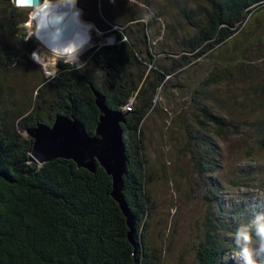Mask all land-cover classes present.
<instances>
[{
  "label": "trees",
  "instance_id": "16d2710c",
  "mask_svg": "<svg viewBox=\"0 0 264 264\" xmlns=\"http://www.w3.org/2000/svg\"><path fill=\"white\" fill-rule=\"evenodd\" d=\"M5 1L7 20L0 23V264H159L148 236L153 205L147 187L152 180L142 126L155 109L159 90L168 87V77L189 64L184 55L183 62L165 71L152 55L149 29L164 16L163 10L140 9L142 15H137L134 9L99 10L97 0H78L82 18L104 33V38L110 26L121 28L122 33L113 30V44L93 45L83 53L79 59L85 67L79 71L71 61H57L53 75L34 79L33 96L28 98L25 89L11 93L7 82L13 72L39 66L30 57L37 44L27 35L28 14L12 19L20 16V10ZM141 1L152 8L151 0ZM202 2L205 7L196 9L195 17L182 11L195 33L179 52L195 59L210 57L223 45L233 49L235 34L240 29L244 32L252 19L259 25L258 17L264 12V0ZM250 41H258L256 34ZM221 49L214 58L218 59ZM236 58L234 54L226 59ZM232 64L227 63L225 73H211L198 85L209 89L229 83ZM94 91L104 97L108 109L123 115L120 127L127 164L122 194L133 216V244L127 237L126 219L111 197V177L101 166L90 172L72 160L39 165L31 158L33 139L28 132L39 124L51 126L59 115L75 117L90 136L95 135L101 113ZM260 92L264 97V84ZM197 110L193 122L198 130L187 134L198 152L191 154L192 160L199 176L212 179L218 165L217 146L210 134L224 138L237 128L204 104ZM260 143L264 147V139ZM212 187L206 195L210 213L195 246L196 264H228L230 259L243 257L245 245L237 242L236 232L248 230L255 242L262 225L257 209L247 211L248 215L238 211L236 218L244 215L243 223L235 221L226 213L218 188Z\"/></svg>",
  "mask_w": 264,
  "mask_h": 264
},
{
  "label": "rangeland",
  "instance_id": "374dc122",
  "mask_svg": "<svg viewBox=\"0 0 264 264\" xmlns=\"http://www.w3.org/2000/svg\"><path fill=\"white\" fill-rule=\"evenodd\" d=\"M97 1L96 9L99 10L134 9L137 15H142L140 9L163 10L164 16L149 29L152 55L165 71L174 68L177 61L183 62L184 55L188 56L189 64L182 71L175 69L168 77V87L159 90L155 109L144 121L142 132L152 180L147 187L150 204L153 205L148 226L150 244L158 252L159 264H196L195 246L210 213L206 195L213 185L218 188L220 200L225 202L226 213L234 216L235 221L243 223L244 215L236 218L238 211L239 215H248L247 211L257 209L262 215L260 223L264 224V185H261L264 183V147L260 143L264 139V97L260 92V85L264 84V12L258 17L259 25L252 19L244 32L240 29L235 34L233 49L222 48L223 45L210 57L195 59L190 54L179 52L181 47L184 50L185 41L195 33L182 11L195 17V10L205 7L202 0H151L152 8L141 0ZM10 2L16 4L15 0ZM15 7L20 10V16L16 14L12 19L28 14L30 20V8ZM6 9H9L6 1L0 0V23L7 20ZM27 23V35L31 37L34 27ZM107 25L110 26L108 22ZM113 30L122 33V29L110 26L106 32L107 38H114L115 42ZM103 34L99 30L91 31V44L83 53L98 45L104 38ZM255 34L258 41L252 44L250 40ZM34 39L37 45L30 57L37 50L45 54L36 37ZM220 49L218 59L214 58ZM234 54L237 55L234 61L226 59ZM228 62L234 65L229 72L232 78L229 83L223 81L209 89L198 85L211 73H225ZM56 63L55 58H47L45 68H54L50 75L57 71ZM49 72L40 65L29 66L23 71L13 72L7 84L14 91L11 93L25 89L30 98L36 82L34 79L40 74L48 77ZM200 104L237 128L224 138L210 134L211 141L217 146L214 158L218 165L212 179L208 175L199 176L194 168L191 154L198 152L196 144L187 135L188 131L198 130L193 120L199 115L197 109ZM259 243L260 239H257L247 247L258 249ZM251 259L254 264H264V257L253 255ZM228 264H245L244 257L230 259Z\"/></svg>",
  "mask_w": 264,
  "mask_h": 264
},
{
  "label": "water",
  "instance_id": "95a60500",
  "mask_svg": "<svg viewBox=\"0 0 264 264\" xmlns=\"http://www.w3.org/2000/svg\"><path fill=\"white\" fill-rule=\"evenodd\" d=\"M80 11L82 13V10ZM50 31L58 36L61 42L68 41L75 32V22L67 12H63L53 17ZM99 45H110L109 38L100 39ZM94 96L96 107L101 113L94 136H90L75 117L59 115L51 126L39 124L35 130L28 132L33 139L31 158L39 165L56 159L72 160L77 167L90 172H95L97 165L101 166L111 177V197L119 205L126 219L129 229L127 237L133 244V216L122 194L127 164L120 127L123 115L108 109L104 97L99 92L94 91Z\"/></svg>",
  "mask_w": 264,
  "mask_h": 264
},
{
  "label": "clouds",
  "instance_id": "9594fccd",
  "mask_svg": "<svg viewBox=\"0 0 264 264\" xmlns=\"http://www.w3.org/2000/svg\"><path fill=\"white\" fill-rule=\"evenodd\" d=\"M15 3L17 7L30 8L32 10L31 16L34 30L31 38L36 37V40L40 39L43 41L45 36L47 37V47L50 54H42L39 50L34 51L31 56L34 62L38 63L46 72H49V69L45 68L47 58L49 57H56L58 61L63 62L71 61L78 71L81 67H85L79 58L84 49L90 46L91 31L96 29L94 25L85 24L80 19L82 13L77 7L78 0H15ZM62 10L71 14L78 29L87 30L88 39L82 38L81 31H77L72 40L62 43L58 36L51 33L50 22L54 15ZM113 42L114 38H110L109 43L111 44ZM57 53H59V56H57ZM255 235L260 239L259 247L258 249H251L247 245L253 240L252 233L246 229H240L236 232L237 242L242 241L245 245L242 249L245 264H254V261L251 259L253 255L264 257V224L258 227Z\"/></svg>",
  "mask_w": 264,
  "mask_h": 264
},
{
  "label": "bare ground",
  "instance_id": "6f19581e",
  "mask_svg": "<svg viewBox=\"0 0 264 264\" xmlns=\"http://www.w3.org/2000/svg\"><path fill=\"white\" fill-rule=\"evenodd\" d=\"M63 12H67V11H65V10H62V11H60L59 13H57L56 15H60L61 13H63ZM68 13V12H67ZM56 15H54V16H56ZM68 15H70L71 16V14L70 13H68ZM72 17V16H71ZM80 19L83 21V19H82V16L80 17ZM74 21V20H73ZM85 24H89V23H86L85 21H83ZM29 26H33V19H32V16L30 15V20L28 21V23H27ZM34 27V26H33ZM77 31H81V36H82V38H84V39H88V33H87V30H81V29H78V26H77V24L75 23V32H74V34H72L73 36L71 37V39H69L68 41H70V40H72L74 37H75V34L77 33ZM37 41L40 43V46H41V48L43 49V51L45 52V54H50L49 53V49H48V47H47V37L45 36V38H44V40L42 41V40H40V39H37ZM64 42H67V41H63L62 43H64ZM89 46H87L85 49H84V51L88 48ZM83 51V52H84ZM57 56H59V53H57ZM52 58H56V57H52ZM50 72L51 73H53V71H54V68L53 67H50ZM50 75V74H49Z\"/></svg>",
  "mask_w": 264,
  "mask_h": 264
}]
</instances>
